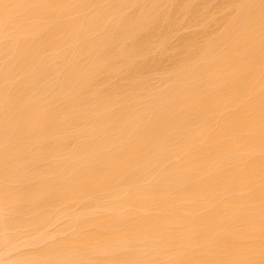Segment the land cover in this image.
I'll return each instance as SVG.
<instances>
[{"label":"bare ground","instance_id":"1","mask_svg":"<svg viewBox=\"0 0 264 264\" xmlns=\"http://www.w3.org/2000/svg\"><path fill=\"white\" fill-rule=\"evenodd\" d=\"M0 264H264V0H0Z\"/></svg>","mask_w":264,"mask_h":264}]
</instances>
